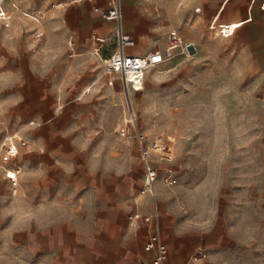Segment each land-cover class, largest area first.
I'll list each match as a JSON object with an SVG mask.
<instances>
[{
  "label": "rangeland",
  "instance_id": "obj_1",
  "mask_svg": "<svg viewBox=\"0 0 264 264\" xmlns=\"http://www.w3.org/2000/svg\"><path fill=\"white\" fill-rule=\"evenodd\" d=\"M73 1L12 0L15 7L10 5L6 7L10 15V24L8 28L0 25V40H4L6 36H14L23 43L43 30L53 38L63 37L66 48V40L72 34L67 20L68 11L77 5ZM200 1L197 0L194 8L179 19L172 15L169 0H137L130 5L129 10L121 5L123 20L128 18V21L122 22L123 29L133 35H139L138 38L136 37V47L129 52L137 54L142 48L144 52L138 54L146 55L153 50L163 49L166 36L171 30H176L196 45L195 55L177 56L171 61L148 69L145 73L144 83L150 77L157 84L161 82L175 84L174 88L168 89L163 94L172 101V106H177L178 100L186 101L194 95L205 98L208 95V89L222 79L227 68L232 65L240 62L250 66L251 72L246 75L239 86L242 95L238 101H232V117L237 122L236 127L258 125V127L251 128L248 136L256 135L259 139L254 141L250 149H240V152L247 151V157L237 155L234 162L240 163L246 158L256 157L259 163L264 161V85H260L258 63L253 59L250 62L249 57L242 52L243 35L246 30L240 29L231 38L215 37L209 31L208 23L222 0ZM239 6H241L240 9ZM246 6L247 0H230L220 15L219 22L228 21L232 16L235 17L234 20L243 19ZM197 7H202L200 14L194 11ZM142 12L145 14L141 15ZM112 24L116 26L115 22ZM156 28H161L162 31H151ZM107 37L108 42L102 52L104 57L115 50L114 29L107 34ZM79 41L81 42L80 39ZM89 43L87 48L91 47V42ZM149 44H151L150 48ZM29 55L21 51V58L17 59L0 47V56L8 60L4 70L22 69L26 81L23 88L0 95V99H5L18 91L24 97L23 103L11 109L6 125L12 129H20L28 142V146L20 150L11 163L20 171L16 186H12L3 178L0 166V198L6 200L7 204H11L12 199L16 197L34 205L42 203L46 198L49 204H53L59 199L58 192L61 188H65V194L76 188L77 196L72 201V206H74L88 199L89 192L94 190L97 211L90 216L83 212L79 213L85 220H88V224L79 231H72L68 228L51 229L47 236H37L38 242L43 245L41 251L29 254L27 257H19L15 261L5 251L0 258V264H19L21 260L24 264H135L137 259L141 258L139 243L143 241L145 228H127L126 215L135 207L134 201H139L138 191L142 169L138 161V150L132 138H120L116 132L126 114L124 86L120 79L115 77L113 88H106L103 85L104 77L100 67L86 57L68 58L67 50L62 63L54 73L48 76L38 74V70H30ZM60 83L64 85L69 100L76 101L79 97L82 103L70 102L65 105L62 114L57 117L54 115L55 89ZM87 84L92 85L91 91L81 96L80 91ZM127 94L137 116L138 129L145 134L157 127L159 130L147 137L149 139L156 135L165 137L170 142L174 155L175 137L170 130L175 120L170 119L167 123L160 121L158 125L146 120L138 107L142 100V91L134 93L128 90ZM115 105H120V107L116 108ZM217 110H222V106L217 104ZM101 114H104V130L117 141L119 155L130 156L131 159L123 175L116 176L112 173L104 178L98 173L95 179L91 180L83 169L84 159L77 156L75 162L80 170L74 174L72 184L65 187V177L54 165L56 160L71 159L73 154L69 142L62 140L58 133L71 124L80 122L81 119L93 120L98 124L101 122ZM181 115L182 112L177 107L173 117L178 118ZM31 120L40 125L38 131H25ZM164 129H168L169 134H165ZM1 138L2 131H0V140ZM38 138H43L47 145L48 151L44 155L31 150L33 142ZM195 139L196 137H193V140ZM125 141L128 143L124 144ZM191 144L192 142L189 141L187 151H192ZM233 151L235 152V149ZM166 166L170 167L175 174L177 181L173 187L188 190L187 199L191 201L189 214H172L173 210L168 205L174 201L168 198L163 181H158L157 201L162 211V218L167 223V233L171 234L177 230L178 225L194 217L198 195L195 186L199 175L184 167L172 164ZM41 168L47 172L46 176L38 174ZM257 179H264V173ZM248 191L251 192L254 201L259 200L260 193L264 191V183L253 186ZM244 192L245 189L241 187H229L223 190L222 198L218 201L216 227L210 234H205L211 235L213 241L206 239L196 241L193 247L188 246L191 244L188 243L192 241H178L183 247H189L187 260L183 264H264V242L243 247L231 239L226 232L228 201L233 194ZM68 210H71V206ZM245 212L256 213L257 219L264 223V203H254L252 208L241 204L233 209L237 217L244 215ZM7 229L8 222H0V233H6ZM89 233L94 237L93 243H88L84 239ZM182 234L186 236L194 233ZM6 237L11 238V241L0 239V247L9 244L16 253L29 248V238L24 233H13ZM197 252H201L204 257L198 262H193L191 258Z\"/></svg>",
  "mask_w": 264,
  "mask_h": 264
},
{
  "label": "clouds",
  "instance_id": "obj_2",
  "mask_svg": "<svg viewBox=\"0 0 264 264\" xmlns=\"http://www.w3.org/2000/svg\"><path fill=\"white\" fill-rule=\"evenodd\" d=\"M196 4L197 0H169L172 15L177 19L192 10ZM199 10L196 8V11ZM144 14V12L141 13V15ZM151 31L159 32L162 29L156 28ZM64 45L63 37L53 38L43 30L23 43L14 36H6L4 40H0V47H3L10 56L19 59L21 51L30 54V70H38V74L42 76L54 73L62 63L67 50ZM67 45L71 47L70 41ZM7 63L8 60L0 56V95L23 88L26 83L22 69L4 70ZM225 67L227 68V65ZM251 70L250 66L238 62L227 68L224 77L208 89V95L205 98L194 95L186 101L178 100L177 106H172V101L163 95L168 89L175 87L174 83L157 84L149 77L142 87L143 96L138 107L144 118L155 122L156 125L160 121L167 123L170 119L175 120L170 130L175 137L174 155L171 160H164L162 163L184 167L199 175L195 186V191L198 193L195 214L192 219L178 225L177 230L180 233L210 234L216 227L218 201L222 198L223 190L229 187H241L245 189V192L233 194L228 201L226 232L231 239L243 247L264 242V223L257 219L256 213L245 212L239 217L233 213V209L241 204L252 208L254 203H264V191L260 193V199L255 201L251 192L248 191L253 186L264 183V179H257L264 173V161L258 163L256 157H251L240 163L234 162L237 155L247 157V151L240 152V149H250L254 141L259 139L256 135L248 136L251 128L258 125L236 127L237 122L232 117V101L239 100L242 95L239 86ZM63 87L64 85L61 84L55 89L57 104L54 115L57 117L62 114L65 107L59 96ZM23 100L22 93L18 91L8 98L0 99V131L5 130L11 109L23 103ZM76 103H82L79 97ZM217 104L222 106V110H217ZM115 107L119 108L120 105ZM177 107L182 115L174 118L173 113L177 111ZM39 127L40 125L33 122L25 131L35 132L39 130ZM158 130L154 127L145 135L150 136ZM164 131L165 134H169L168 129ZM58 135L62 140L69 142L73 154L71 159L56 160L54 165L63 173L66 180L65 187L72 184L74 174L80 170L75 162L77 156L84 159L83 169L91 180H94L98 173L104 178L112 173L116 176L123 175L131 159L130 156L119 155L117 141L104 130V114H101V122L98 124L93 120L81 119L80 122L71 124ZM193 137L196 139L193 140ZM189 141L192 142V151L186 150ZM127 143V141L124 142V144ZM31 150L39 155H44L48 151L43 138L33 142ZM38 174L46 176L47 172L41 168ZM148 191L153 197L157 196L155 187L149 188ZM165 191L168 198L174 201L168 205L173 210L172 214H189L191 201L187 199L188 190L165 186ZM76 196V188L68 194H65V188H61L58 192L59 199L53 204H49L46 198L37 205L19 197L13 198L12 203L7 204L6 200L0 198V222H8V229L6 233H0V239L13 233H24L29 238V248L18 253L14 252L9 244L0 247V258L5 251L13 258V261L41 251L43 245L38 242L37 236H47L51 229L81 230L88 224V220L79 213L83 212L90 216L97 211L96 193L94 190L90 191L88 199L72 206ZM70 206L71 210H68ZM56 209L63 211H53ZM84 239L88 243L94 242V237L90 233ZM19 264H24V261L21 260Z\"/></svg>",
  "mask_w": 264,
  "mask_h": 264
},
{
  "label": "built area",
  "instance_id": "obj_3",
  "mask_svg": "<svg viewBox=\"0 0 264 264\" xmlns=\"http://www.w3.org/2000/svg\"><path fill=\"white\" fill-rule=\"evenodd\" d=\"M224 3L227 0H223ZM15 7L12 0H0V25L8 28L10 24V16L5 10L6 5ZM257 9L264 12V0H248L246 18L242 21L249 22L250 13ZM195 13L199 11L194 10ZM95 12L104 20L116 23L114 30L115 50L108 56L103 57L101 54L102 47L107 43L106 38H95L97 45L91 52V56L95 63L103 71L104 86L106 88H113L115 77H118L126 90L127 99L125 101V118L121 125L117 127L116 132L120 138H132L137 147L138 158L142 169L141 184L138 195L148 197L150 201L151 210L148 213L139 211H131L127 214V225L132 227L139 223L143 224L148 229L147 240L143 246L145 252H153L154 256L151 264H164L167 258V248L161 239L160 225H159V208H158V191L157 196L153 197L149 188H156L159 180L163 181L166 186H173L176 184V177L172 169L166 164L162 163L164 160H171L173 150L170 142L161 135H156L149 139L137 127V116L134 112L133 106L128 97V90L131 92H139L142 90L144 84V77L147 69H151L171 61L177 56L191 57L197 51L196 45L186 40L176 30L168 32L165 40V46L162 50H154L146 55H135L129 51L136 46L135 40L122 30L120 25L121 9L119 0H110L106 9H95ZM215 16L208 29L215 37L230 38L233 37L236 31L240 28L233 25L239 22H225L221 23ZM69 56H75L72 49V42ZM86 54V51L81 53ZM92 86L86 87L81 96L90 92ZM64 103V102H62ZM35 122L31 120L28 122L29 126ZM36 123V122H35ZM37 124V123H36ZM16 137H22L17 139ZM28 146L27 140L24 138L20 129H12L6 125L2 131V138L0 140V164L11 165L13 159L18 155L19 151ZM19 168L8 166L4 170V175L10 181L12 186H16ZM204 257L201 252L195 253L191 260L198 262Z\"/></svg>",
  "mask_w": 264,
  "mask_h": 264
},
{
  "label": "crops",
  "instance_id": "obj_4",
  "mask_svg": "<svg viewBox=\"0 0 264 264\" xmlns=\"http://www.w3.org/2000/svg\"><path fill=\"white\" fill-rule=\"evenodd\" d=\"M52 1H57V0H52ZM135 1H137V0H119L120 9H122L121 7L123 6L124 8H127L129 10L130 5L133 4ZM229 1L230 0H227L225 3L223 0L221 1L220 6L217 8L216 12L214 13L212 18L210 19L208 26H209L211 20L215 16L218 17L217 20L219 21V17L222 14V12L224 11L225 6L227 5V3ZM73 2H76L77 5H75L73 8H70V10L68 11V19L67 20L69 21V24H70V27L72 30V34H70L66 40L67 56L70 59H76V58H80V57L89 58L92 60V62L97 67H99L95 63L94 59L91 56L92 50L97 45V43L95 42L94 39L95 38H106L107 42H108L107 34H109L111 30H113V29L115 30L116 26H113L112 21H104L97 14V12H95V9H106L108 7V4L110 3V0H88V1L87 0H78V2H77V0H74ZM200 2H202V0ZM7 6H9V5L7 4L5 6L6 11H7V9H6ZM247 6H248V0H247ZM247 6H246V10H247ZM197 8L200 9V12L197 14H200L202 11V7H197ZM238 8L240 9L241 6H239ZM121 14H122V11H121ZM234 18L235 17L232 16L230 18L232 20L228 19V21H225V22H236V23L239 22V24H237V25H240V28L236 31L234 36L238 33V31L240 29L246 30V32L243 35L244 41H243V46H242V52L249 57L248 59L250 62L252 61L251 59H253L258 63V70H259L258 74H259L260 85H264V83H262V81L264 82V12H260L257 9H254L250 13V20L247 23L242 22L246 18V14H245L243 19L234 20ZM123 21H128V18L123 20V17H122V22ZM122 22H121V25H122ZM225 22H221V23H225ZM122 30L125 33L129 34L135 40V42L137 44L136 37L137 38L139 37L138 34L133 35L132 33L125 31L123 29V27H122ZM79 39L81 40V42L79 41ZM68 41H71L73 44L72 49H73V52L75 53V56H73V57L69 56L70 47H68V45H67ZM88 41L91 42L90 48H87V45H90V43ZM106 44L102 47L101 54H102L103 49L106 46ZM150 47H151V44H149V48ZM83 51H86L85 55L81 54ZM142 52H144V50H142V48H141L137 52V54H135L136 52H134L132 54L142 55V54H138V53H142ZM61 84L62 83H60L58 86H60ZM103 85H104V80H103ZM88 86H92V85L87 84L86 86H84L81 89L80 92H82ZM90 91H91V89H90ZM59 96H60L61 102H64L63 103L64 105H67L70 102L76 103V101L74 99L73 100L68 99L66 92L64 90V87H63L62 92L59 93ZM128 97H129V95H128ZM126 99H127V95L125 94L124 101H126ZM129 100H130V98H129ZM56 104H57V93H56V101L54 104V112H55ZM137 156H138V154H137ZM138 161H139V158H138ZM0 166H1L2 174H3V178L8 183H10V181L7 180V178L4 175V170L8 166L3 165V164H0ZM157 184H158V182H157ZM157 184H156V189H157ZM138 196H139L138 197L139 201H134L135 207L133 209H131L129 212H131V211H139L142 213L150 212L151 207H150V201H149L148 197H144V196H140V195H138ZM158 208H159V225H160L161 239L167 248V258H166V261L164 262V264H183L187 260L189 247H186V246L183 247V245L181 243H178V241H192V242L188 243V244L191 243L190 245H188L191 247H193V244H195L196 241H203L204 239H206L207 241H213V237L211 235L202 236V235H197V234H189V235L184 236L178 230H174L173 232H171V234L169 232L167 233V228H166L167 223H166V220L164 218H162V211H161V208L159 206V203H158ZM126 217H127V215H126ZM126 225H127V222H126ZM137 227L138 228H140V227L145 228V233L143 236V241H141L139 243V245H141L140 250H139L141 253V258H138L135 264H151L154 253L153 252L147 253L143 250V246L147 240V234L149 232L147 227L141 223H139L135 226H132V227L127 225V228H129V229H135ZM3 241H11V238L6 237V235H5Z\"/></svg>",
  "mask_w": 264,
  "mask_h": 264
},
{
  "label": "bare ground",
  "instance_id": "obj_5",
  "mask_svg": "<svg viewBox=\"0 0 264 264\" xmlns=\"http://www.w3.org/2000/svg\"><path fill=\"white\" fill-rule=\"evenodd\" d=\"M121 22H122V14H121V18H120V25H121ZM121 27H122V25H121ZM147 71H148V69H147ZM142 91V90H141Z\"/></svg>",
  "mask_w": 264,
  "mask_h": 264
},
{
  "label": "snow or ice",
  "instance_id": "obj_6",
  "mask_svg": "<svg viewBox=\"0 0 264 264\" xmlns=\"http://www.w3.org/2000/svg\"><path fill=\"white\" fill-rule=\"evenodd\" d=\"M232 27H233V28H235V27H239V25H233Z\"/></svg>",
  "mask_w": 264,
  "mask_h": 264
}]
</instances>
